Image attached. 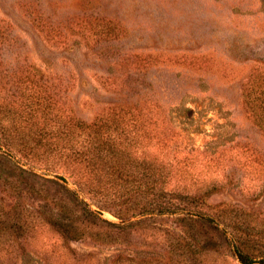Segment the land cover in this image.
I'll list each match as a JSON object with an SVG mask.
<instances>
[{
    "label": "trees",
    "instance_id": "obj_1",
    "mask_svg": "<svg viewBox=\"0 0 264 264\" xmlns=\"http://www.w3.org/2000/svg\"><path fill=\"white\" fill-rule=\"evenodd\" d=\"M40 16L29 15L49 41L70 49L69 39ZM99 19L82 17L79 36L89 55L114 68L98 77L100 87L114 96L98 100L90 120L71 105L67 93L72 86L35 65L21 50L24 43L11 24L0 19V185L9 195L32 197L40 204L38 211L16 203L7 206L0 196V264L53 256L54 250L21 247L31 246L33 235L25 233L24 223L32 221L48 225L64 241L88 238L118 244L110 264H215L213 256L224 254L233 257L234 264H264V228L256 227L253 213L239 218L228 203H212L214 179L198 184L191 157L178 160L176 153L163 151L178 132L167 122L150 78L133 71L138 65L122 49L121 30L111 20ZM73 86H79V77ZM258 88L246 103L264 125L261 83ZM176 100L181 107L182 100ZM181 112L192 120L193 109ZM34 160L68 171L73 187L64 176L41 175L31 165ZM85 195L96 200L95 208ZM103 210L118 221L104 218ZM134 232L143 244L158 249L122 248L133 241ZM72 255L68 263L65 259L56 264H87V259Z\"/></svg>",
    "mask_w": 264,
    "mask_h": 264
},
{
    "label": "rangeland",
    "instance_id": "obj_2",
    "mask_svg": "<svg viewBox=\"0 0 264 264\" xmlns=\"http://www.w3.org/2000/svg\"><path fill=\"white\" fill-rule=\"evenodd\" d=\"M29 15H41L69 39L70 49L49 41ZM86 16L94 22L95 17L111 20L123 34L122 49L130 53L133 65H138L133 71L150 78L167 122L178 132L163 151L176 153L178 160L191 157L198 184L214 179L217 192L209 200L228 203L239 218L244 212L253 213L256 227L263 229L264 125L252 116L246 101L254 97L259 83L264 90V0H0V19L10 23L22 40L21 50L46 74L60 76L72 86L67 93L71 105L90 120L98 100L114 96L98 81L114 68L89 55L78 28V21ZM77 77L79 86H73ZM176 99L182 100L181 107H176ZM184 107L193 109L192 120L183 118ZM187 149L189 154L184 151ZM31 163L41 175L64 176L68 184L73 181L57 164ZM5 187L0 185L4 205L16 203L38 211L36 199L9 195ZM85 197L95 208L96 200ZM102 216L118 221L108 210H103ZM24 227L26 234L33 235L31 246H21L24 250L55 251L47 261L26 264H56L65 259L68 263L72 251V256L87 259V264H110L109 258L121 247L88 238L64 241L48 225L36 221L24 223ZM132 240L122 248L131 252L158 249L143 244L136 232ZM213 257L215 264H234L230 255Z\"/></svg>",
    "mask_w": 264,
    "mask_h": 264
}]
</instances>
